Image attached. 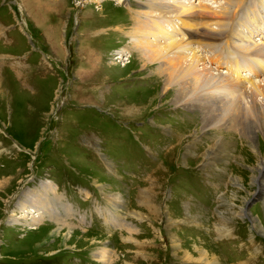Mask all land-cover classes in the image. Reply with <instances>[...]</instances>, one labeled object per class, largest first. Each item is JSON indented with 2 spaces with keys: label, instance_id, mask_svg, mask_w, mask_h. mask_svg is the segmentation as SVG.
Here are the masks:
<instances>
[{
  "label": "rangeland",
  "instance_id": "1",
  "mask_svg": "<svg viewBox=\"0 0 264 264\" xmlns=\"http://www.w3.org/2000/svg\"><path fill=\"white\" fill-rule=\"evenodd\" d=\"M188 28L146 0H0V264H264V129H204L203 110L162 90L155 54ZM213 42L225 65L195 43L174 51L252 74ZM33 195L58 218L37 219Z\"/></svg>",
  "mask_w": 264,
  "mask_h": 264
},
{
  "label": "bare ground",
  "instance_id": "2",
  "mask_svg": "<svg viewBox=\"0 0 264 264\" xmlns=\"http://www.w3.org/2000/svg\"><path fill=\"white\" fill-rule=\"evenodd\" d=\"M146 1L150 9L159 10L160 17H168L169 19L176 17L181 22H184L186 26H189L186 31L180 29L181 37L169 36L168 38L172 39V41L161 46L155 54V62L159 65L157 68L158 74L161 72V74L165 75L162 90L167 92L169 87L176 85L174 103L177 106H182L185 109L197 108L201 111L203 110L202 122L204 129L211 125H214V127H221L220 125H223L227 128H234V123L239 121L241 125L246 127V130L248 128L253 129V132H251L253 135L259 129L263 130L264 101H258L253 97L252 93L254 90L264 91V78L261 80L263 83H255L251 77L258 73L260 75L261 72L264 75V0H254V2L252 0H219L223 3H220L218 10H213L210 6L201 3L198 7L183 8L178 0ZM211 1L218 2V0ZM249 1L253 3L250 4ZM246 4H248L247 10L242 8ZM251 11H254V14H250ZM199 19L200 22L198 21ZM235 21L237 22V27H233ZM245 25L247 26V31H243ZM249 25H252V28H249ZM183 32L184 35H188L187 38L196 35L201 39L197 40V42H192L190 40L187 41L186 38L185 41L187 42L184 43V39L182 38ZM160 33L157 31L152 35V40H155L158 44L162 38H165L164 35H166L164 30H160ZM149 35V32L145 33V37H148L146 38L148 42H150ZM254 37H259L258 39H261V41L256 43ZM219 39H223L227 46L242 56L247 54L244 56L248 61V64H246L247 71L252 74L247 77L244 76L245 78L243 79L237 77L234 80L235 77L230 78V75L229 77L224 76L215 67L214 69L210 67V69L203 67V65L202 68L198 69L196 62L202 60V58L198 59L194 55L189 58V54L174 51L180 45L188 46L195 43L197 47L211 52L208 58L209 61L216 60L222 66L226 62L223 61L220 54H217L218 51H215V47L219 48V46L216 42H213ZM224 48L222 47L221 50ZM213 52L215 53L213 54ZM169 54H172L173 58ZM221 59L222 61H220ZM231 62H234L232 65L239 66L237 60H231ZM232 65H228L229 69H234L233 73L236 72V75H239V70H242V68H236V70L234 67L232 68ZM249 80H251V84L247 86L246 83ZM183 105L186 106L184 107ZM247 137L253 140L256 136L253 137L251 135ZM45 191L47 192V190ZM107 200L113 208H117L120 201H122L115 194H110ZM29 203H31L34 209L32 212H37L34 215L37 219H41L47 213H50L56 219L58 218L52 210H49L48 205L42 206V203L35 195L29 197ZM110 209L109 216L115 220V211L112 208ZM96 257L100 261L107 260L106 250L103 249L98 252Z\"/></svg>",
  "mask_w": 264,
  "mask_h": 264
}]
</instances>
